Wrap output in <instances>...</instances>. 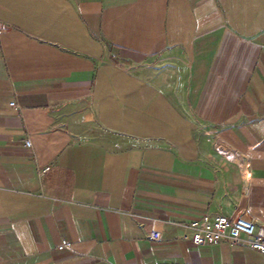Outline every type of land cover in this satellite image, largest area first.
Here are the masks:
<instances>
[{
    "label": "crops",
    "instance_id": "crops-1",
    "mask_svg": "<svg viewBox=\"0 0 264 264\" xmlns=\"http://www.w3.org/2000/svg\"><path fill=\"white\" fill-rule=\"evenodd\" d=\"M203 216L264 226V0H0V264H264Z\"/></svg>",
    "mask_w": 264,
    "mask_h": 264
},
{
    "label": "built area",
    "instance_id": "built-area-1",
    "mask_svg": "<svg viewBox=\"0 0 264 264\" xmlns=\"http://www.w3.org/2000/svg\"><path fill=\"white\" fill-rule=\"evenodd\" d=\"M25 145L30 147V142L26 140ZM219 150L225 159L235 162L236 156L232 151L223 146ZM184 227L185 238L194 246H216L226 243L264 255V226H258L253 222L233 221L224 216L213 218L203 216Z\"/></svg>",
    "mask_w": 264,
    "mask_h": 264
},
{
    "label": "rangeland",
    "instance_id": "rangeland-1",
    "mask_svg": "<svg viewBox=\"0 0 264 264\" xmlns=\"http://www.w3.org/2000/svg\"><path fill=\"white\" fill-rule=\"evenodd\" d=\"M234 161H235V162H239V158H235Z\"/></svg>",
    "mask_w": 264,
    "mask_h": 264
}]
</instances>
